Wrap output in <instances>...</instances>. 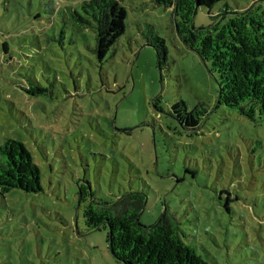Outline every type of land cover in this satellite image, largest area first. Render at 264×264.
<instances>
[{
  "label": "rangeland",
  "instance_id": "1",
  "mask_svg": "<svg viewBox=\"0 0 264 264\" xmlns=\"http://www.w3.org/2000/svg\"><path fill=\"white\" fill-rule=\"evenodd\" d=\"M120 5L124 34L100 59L94 30L72 19L80 1L0 0V146L23 143L41 185L0 193V264H120L107 229H85L83 179L104 202L143 192L141 225L166 208L206 264H264V122L218 104L211 65L182 43L170 8ZM225 5L247 2L199 8L192 27H209ZM148 26L165 42L161 68ZM176 103L205 115L186 128Z\"/></svg>",
  "mask_w": 264,
  "mask_h": 264
},
{
  "label": "trees",
  "instance_id": "2",
  "mask_svg": "<svg viewBox=\"0 0 264 264\" xmlns=\"http://www.w3.org/2000/svg\"><path fill=\"white\" fill-rule=\"evenodd\" d=\"M81 14L72 19L95 32L96 51L102 59L124 34L126 11L120 0H78ZM157 7L170 8L175 30L182 43L210 63L218 86V104L237 109L252 120L264 122V0H244L247 7L220 9L209 27L195 29L192 18L199 8L211 9L227 0H149ZM231 14L225 21L222 16ZM145 44L153 48L158 67L167 59L165 42L148 26ZM33 95V90H26ZM176 119L186 128H194L205 115L197 108L186 113L182 103L172 106ZM184 110L185 119L181 118ZM13 189L26 193L41 191L39 168L23 143L6 140L0 146V193ZM77 207L83 205L87 232L107 229L109 252L120 264H206L179 236V224L167 209L151 226L141 225L139 218L146 197L130 191L111 202L94 198L88 180L77 183Z\"/></svg>",
  "mask_w": 264,
  "mask_h": 264
}]
</instances>
